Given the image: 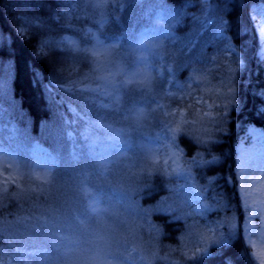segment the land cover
Returning a JSON list of instances; mask_svg holds the SVG:
<instances>
[{
  "label": "trees",
  "instance_id": "1",
  "mask_svg": "<svg viewBox=\"0 0 264 264\" xmlns=\"http://www.w3.org/2000/svg\"><path fill=\"white\" fill-rule=\"evenodd\" d=\"M70 5V0H0V67L9 66L8 90L2 94L10 101L0 107L1 130L9 133L14 127L17 144L24 138L31 144L41 142L58 163L53 173L40 177L31 172L29 153L20 169H8L7 161H0L3 173L17 174L6 191L0 186V260L5 264L10 258L7 264H254L241 230L246 212L238 194L236 167L240 137L249 126H264V104L255 94L264 88V64L258 59L260 40L252 18L264 0H124L106 24L103 40L119 37L121 49H126L151 27L169 28L173 35L162 45L167 70L162 76L154 73L150 91L136 89V101L147 95V105L133 123L126 124L119 110L126 97L116 108H104L64 89L73 80L74 69L79 73L91 69L92 51L59 44L41 48L45 36L69 35ZM161 9L166 16L159 26ZM20 17L33 24L26 26ZM221 27L224 36L218 37ZM228 47L233 48L229 53ZM171 80L183 83L190 98L201 95L212 105L210 123L203 107L190 106L186 97L177 100L167 95ZM158 102L183 108L191 121L166 116ZM70 107L76 108L77 116ZM87 118L122 120L128 148L103 151L91 146L81 135ZM184 127L204 143L179 141ZM70 128L78 138L76 151L67 137ZM161 130L171 144L176 135L175 148L188 170L185 174L166 172L148 154L147 139ZM191 153L205 162L197 170L187 155ZM126 171V185L119 189L117 177L125 178ZM209 186H214L219 203L213 207L219 212L202 217L191 210L189 199L195 191L203 197L201 189ZM113 207L137 221L121 229L111 226ZM177 212H190L187 223L171 218ZM195 249L206 256L193 260Z\"/></svg>",
  "mask_w": 264,
  "mask_h": 264
},
{
  "label": "rangeland",
  "instance_id": "2",
  "mask_svg": "<svg viewBox=\"0 0 264 264\" xmlns=\"http://www.w3.org/2000/svg\"><path fill=\"white\" fill-rule=\"evenodd\" d=\"M68 13L66 16V25L70 29L69 35L64 38L58 39L55 36H45L44 39L53 41H59V45L73 48L74 50L92 51L94 58L92 61V67L89 70L79 73V69H74L72 72L73 80L71 83L65 86V90L71 93H79L81 96L91 102H100L104 108H116L123 101L119 107L121 111V117L126 124L133 123V119L136 116L142 114L144 106L147 105V95H142L139 100L136 101V89L142 91H150L151 82L153 80L154 73H158L162 76L167 70L165 62V51L162 47L163 44H167L168 40L173 37L171 30L166 27H151L138 36L137 41H134L126 49H121L120 38L103 40L105 36L104 28L106 24L112 19L117 8L122 5L124 0H70ZM204 3H208L209 0H202ZM166 11L161 9L157 15V24L160 26L165 21ZM256 31L260 40V51L264 53V6L260 12L252 15ZM24 21V20H23ZM33 22V20H31ZM26 26L33 23H25ZM26 27L23 28V31ZM223 27L219 29L218 37H223ZM88 40L90 42H88ZM57 43H52L42 47L45 50L46 47L55 46ZM164 46V45H163ZM162 47V48H161ZM232 51V47L226 48ZM9 66L0 67V107L3 108L6 104H10L8 98L3 97L7 93L9 76ZM170 81V84L166 88V93L169 97L175 99H182L186 97L190 102V106L203 107L205 111L208 110L210 104L201 95H193L190 98L189 90L181 82ZM135 92V93H134ZM158 109L162 110L166 116L179 120L180 113L185 110L179 107H169L167 103L158 102ZM71 113L75 116L78 115L75 107H70ZM212 111V109H211ZM136 112V114H135ZM138 113V114H137ZM83 115H79L78 118L84 119ZM122 120L113 121L100 120L94 118H87L81 135L83 138L88 139L90 145L98 146L100 150L109 151L112 148L122 151L128 148L129 140L124 137V123ZM67 125L71 122L66 121ZM122 123V124H121ZM124 124V125H123ZM74 125V124H72ZM14 127L8 132H2L0 125V161H7L5 167L8 169H20L22 162L25 160L29 153L31 158V172L33 175L45 177L48 174L53 173L57 167V159L53 152L43 145L39 141H35L32 144L28 139L21 140L20 144L15 143V132L12 133ZM256 128L250 126L244 136L241 137L237 145L238 151V167L237 175L239 177V193L243 201V207L246 211V222L243 225L244 240L248 247L249 238L260 243L261 239H264V152L260 150L259 145L264 143V138L258 139L253 136L250 137V130ZM257 131L262 132L260 129ZM68 140L71 142V147L74 151L79 147L77 142V135L74 128H70L67 132ZM257 143V151L249 152L245 155L242 152V148H249L250 142ZM147 152L157 163L172 158V153H176V149L172 147L170 142L166 139L164 131H160L156 136L151 137L146 143ZM31 147V148H30ZM30 150V151H29ZM202 160V159H199ZM168 173L185 174L180 173L177 170H185L179 153L176 155L175 161L168 165L166 163H157ZM127 166V164H124ZM243 165V168H242ZM0 173H3L0 168ZM14 177L16 180V173H5ZM124 177H117V184L119 189H123L126 185L125 179H128L129 174L127 171L124 173ZM113 179L114 177L111 176ZM13 181V180H10ZM247 190V192L245 191ZM201 196L198 191L194 192V198L189 199V206L191 210L199 213L197 210L196 197ZM247 197V199H245ZM115 202V198L112 199ZM204 204H206L203 201ZM128 206L124 207L125 212ZM112 213L110 216L111 226H119L121 229L123 226L136 222L137 218L131 219L122 210L116 208L110 209ZM109 226V225H108ZM235 231L239 230L238 224H234ZM26 249V248H25ZM202 249H195L191 253V258L197 257L198 259L205 257ZM11 259V258H10ZM7 260V263L10 262ZM197 259V260H198ZM6 263V264H7ZM0 264H5L0 260ZM118 264V263H117Z\"/></svg>",
  "mask_w": 264,
  "mask_h": 264
},
{
  "label": "snow or ice",
  "instance_id": "3",
  "mask_svg": "<svg viewBox=\"0 0 264 264\" xmlns=\"http://www.w3.org/2000/svg\"><path fill=\"white\" fill-rule=\"evenodd\" d=\"M20 19H23L25 21V23H33L28 17H20ZM38 28H43L42 24H37ZM262 31H264V29H262ZM52 43H59V41H53L51 40V38L49 39H41V48L46 46V45H50ZM233 55L236 56V53L233 52ZM237 59H239V57H237ZM258 59L259 61L264 64V53H259L258 55ZM255 94H257L259 96V98L262 101V104H264V88H260V89H256L255 90ZM212 109V105L209 104L208 105V110L203 112V115L207 118L208 123L211 122V119L214 117V113L211 111ZM262 115H264V112H262ZM179 120L181 121H191V119L188 118V114L186 115L183 111L180 113L179 116ZM185 126H190V124H185ZM257 129H264V126L258 127V128H253L250 130L249 134L250 137H257L258 139L260 138H264V132H259L257 131ZM183 133L182 135L179 136V141H181L182 138L187 139L189 141H191L193 144H199V143H204V141H201V138L199 136H195L192 134H189L187 127H184L182 129ZM176 135L174 134L172 137V147L176 146ZM260 150L262 152H264V143H261L259 145ZM257 143L250 142V147L249 148H242V152L245 153V155L249 154V152H255L257 151ZM179 153V150L176 151L175 154H171L172 158L171 159H166L163 161H158L157 163H166L168 165H171L175 159H176V155ZM188 157L190 158V163L191 166L194 167L196 170L200 168V166L205 163L203 160H198L196 158L193 157V153L191 154H187ZM243 168V165H242ZM177 172L183 173L185 171L188 170H177ZM10 180L14 181V177H12L9 174H5V173H0V186H3L4 190H7V184ZM213 187L214 186H209L208 189L205 191L204 189H201L202 193H205V195L203 197L198 196L196 197V201H197V210L200 214V216L202 217H207L210 213H217L219 212L218 208L213 207V205L218 204L219 201L215 199L214 195H213ZM245 191L247 192V190L245 189ZM219 194V193H216ZM245 199H247V197H245ZM204 200H211L212 203L211 204H204L203 201ZM177 221H183L185 223H187L188 219L190 218V212H187L186 214H182L180 212H177L174 217ZM150 228H153V226H149ZM233 233H229V236H233ZM179 238H177V242H178ZM249 244V252H250V256L252 261L254 262V264H264V239L260 240V243L258 244L257 241L252 240L251 238H249L248 241ZM193 260H197V257H193ZM157 264H160L159 261H157Z\"/></svg>",
  "mask_w": 264,
  "mask_h": 264
}]
</instances>
